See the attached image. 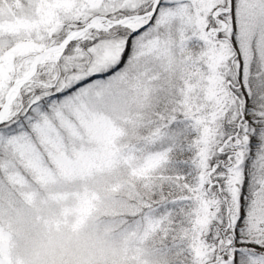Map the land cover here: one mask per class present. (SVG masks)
<instances>
[{
	"label": "snow or ice",
	"instance_id": "6c2138e0",
	"mask_svg": "<svg viewBox=\"0 0 264 264\" xmlns=\"http://www.w3.org/2000/svg\"><path fill=\"white\" fill-rule=\"evenodd\" d=\"M0 264H264V0H0Z\"/></svg>",
	"mask_w": 264,
	"mask_h": 264
}]
</instances>
